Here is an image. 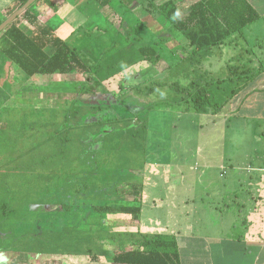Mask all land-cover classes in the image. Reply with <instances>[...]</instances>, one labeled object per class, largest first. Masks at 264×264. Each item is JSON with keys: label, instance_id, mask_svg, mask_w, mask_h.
I'll list each match as a JSON object with an SVG mask.
<instances>
[{"label": "rangeland", "instance_id": "rangeland-1", "mask_svg": "<svg viewBox=\"0 0 264 264\" xmlns=\"http://www.w3.org/2000/svg\"><path fill=\"white\" fill-rule=\"evenodd\" d=\"M116 17L118 15L103 22L99 20L96 22L97 25L93 24L81 30L87 34L91 33L88 38L96 32L104 34L112 26L110 20ZM60 23V17L51 22L52 26L56 27ZM262 26L264 22H259L257 26L246 30V42L241 38L237 39L236 54L245 53L249 49L252 57L258 59L263 57L264 37L260 42L255 41V37L261 34L259 28ZM117 48L120 50L119 44ZM219 49L217 46L213 47L208 57L205 53L194 55L192 59L176 65L164 77H157L161 71L160 66L154 69L150 63H144L146 76L143 79L138 78L137 81L143 92L133 91V86H129L128 93L122 95L126 102L121 104L127 108L118 109V113L115 112L113 115L124 116L126 119L120 124L114 122L106 126L97 124L103 126L100 133L106 134V139L96 144L92 141L96 140L95 136H89L87 141V144L91 145L89 148L99 151L94 163H76L71 155L70 160L62 159L54 166L49 165L47 161L46 168L40 169L41 174L31 173L30 170L24 172L27 164H31L33 160L58 152L60 149L58 147L53 149L47 144L35 153V159L25 156L22 162L20 160L17 163L21 164L18 169L19 178L12 175L15 174L13 173L15 170L11 168L0 169V206L6 200L19 202L27 198L32 201L31 198L28 199V187L32 186L36 191L39 189L37 187L41 186L40 201L25 209L30 212L37 210L45 212L46 215L43 217L46 225L75 227V230H83L85 233L101 232L105 235L111 233L114 239L102 237L97 240L110 247L108 255L97 260L92 259L93 254L78 257L65 254L31 255L34 251H29L34 247L30 245L25 249L29 253L25 251V254L21 252L23 254L20 255L9 254L8 260L11 264H112L111 257L119 250V244L122 246L130 241L119 240L117 237V234L123 236L126 231H135L134 234L138 238L143 235L174 233L181 236L179 248L181 264H206L210 260L216 262L217 255L213 254L215 247H211L214 251L209 254L206 250L209 246L207 241L200 238L212 233L214 235L216 232L231 236V233L235 234L237 231L233 216L237 208L233 203V197L230 199L224 197L223 187L240 181L264 180H262L264 175L257 171L264 166V132L259 126H247L231 118L216 115V112L217 114L221 112L224 101L244 83V78L237 69L234 71L216 69L215 65L220 64L216 60L221 57ZM78 53L83 57V53ZM115 59L119 60V55ZM215 60L218 62H214ZM88 62L96 64V61L90 58ZM260 62L264 64V60ZM209 64L214 65L212 71L209 70ZM149 67L151 70L147 69ZM202 72L207 79H202ZM82 79H85V76L70 75L67 78L38 76L28 80L21 70L0 57V85L7 82L11 86V99L0 97L1 167L7 161L13 160L16 155L26 154V150L30 149L35 141H44L50 133L54 117L59 116L58 113L66 112L62 107L68 108L74 99L86 104L93 99L91 96H77L67 90H60L62 86L58 84L59 81L74 83ZM170 79L179 86H185L188 81L192 82L193 88L202 80L204 84L210 83L212 106L208 107L205 113L199 114L192 110V106L189 110L183 105L184 111L178 112L174 118L159 115L160 121L156 120L158 116L156 107L159 103L163 101L169 106L177 99L172 104L179 108L182 104L178 103L188 98L184 92L169 93L157 85L161 80L168 82ZM58 89L60 91L57 92ZM76 106V108L73 106V111L78 109L79 105ZM135 106L141 108L136 109ZM134 109L140 113L135 114ZM98 113L78 118L77 122L61 116V120L55 124H58L57 128L61 130L66 125L90 122ZM149 116L150 119L147 118ZM92 125L95 124H90ZM113 128L116 129L115 133ZM121 129H125L126 133L117 136L116 131ZM101 144L107 148H102ZM256 157L257 159L253 161ZM83 171H95V174H90L93 176L80 184ZM134 184L140 185L138 199L129 191L130 185ZM102 185L110 187L105 192H98L96 198L98 200L76 199V192L79 189L92 191ZM114 185L115 193L112 192L113 188L111 189ZM1 187H8L10 192H5V188ZM29 193L34 192L29 189ZM92 195H96L95 191ZM99 197L106 199L100 200ZM135 203L141 207L138 224L130 216L99 213L95 210V207L99 208L101 205L117 208ZM226 203L230 206L226 207ZM237 227H241V223H237ZM228 256L226 261L235 264L236 255Z\"/></svg>", "mask_w": 264, "mask_h": 264}, {"label": "trees", "instance_id": "trees-1", "mask_svg": "<svg viewBox=\"0 0 264 264\" xmlns=\"http://www.w3.org/2000/svg\"><path fill=\"white\" fill-rule=\"evenodd\" d=\"M28 0H19L18 10ZM37 0L27 9L22 18L26 19L30 24L34 25L37 22V17L31 14L33 7L39 2ZM97 3L102 8L109 7L114 0H91ZM141 6L150 14L159 11L160 15L173 23L195 48L193 55L209 50L213 47L224 44L226 40L235 34L242 33L251 24L257 22L262 16L251 6L247 0H198L190 8V13L183 19L176 18L178 13L176 8H170V2H164L157 5L160 0H139ZM12 15V14H11ZM10 15V16H11ZM54 28L41 32L42 37H31L18 27L16 21L11 23L2 33H0V57L10 61L24 74L28 80L41 76H63L68 74H79L85 77L98 75L102 71V64L88 63L75 49L55 35ZM48 38V39H47ZM140 38L135 41L139 44V52L143 59L152 64L158 65L161 60L160 55L149 45H141ZM89 79L78 81L73 84L71 89L67 90L77 96H91L97 89L89 84ZM210 84L199 86L191 95L189 101L192 104V110L196 113H205L208 107L212 106ZM56 90L57 92L60 91ZM5 96L6 100L11 99V86L4 82L0 85V97ZM79 105L78 109L72 110L73 106ZM82 102L74 99L64 114L55 116L50 128V133L44 141H35V144L26 150L24 155H16L13 160H9L0 169L5 167L15 170L12 174L19 178L20 160H24L25 156L33 157L40 150V147L51 145L53 149L56 147L62 150L54 152L47 156H41L40 159H35L31 164H27L24 172L32 171L31 173L41 174L42 168H46V162L54 166L62 159L70 160L73 155L76 163H94L99 151L90 149L91 145L87 144L90 135L97 136L103 126L92 125L83 122L82 124L57 128L61 120V116L76 121L78 118L87 117L88 114L95 115L102 111V107H92L88 109ZM61 108V107H58ZM91 110V111H90ZM90 111V113H89ZM110 125V124H109ZM57 128V129H56ZM52 129V130H51ZM114 129V132L115 133ZM126 133L125 129L116 131L117 136ZM69 135H71L69 137ZM104 140L102 137H96L94 143ZM58 155V156H57ZM20 162V163H21ZM13 164H15L13 166ZM18 165V166H17ZM31 165V167H29ZM31 168V169H30ZM22 173V172H21ZM30 173V174H31ZM43 174V173H42ZM93 172L81 173L80 184L85 182V179L90 178ZM59 176V175H58ZM109 185L95 187L94 190H81L76 192V199L85 201L98 200L97 194L109 188ZM5 188V192H10V189ZM30 191L34 194L29 193ZM27 189L26 200L19 202L7 201L0 206V264L6 263V252L14 250L17 252H25L27 247H34L29 252L34 251L31 255H46L52 256L57 254H65L69 256H87L92 255L93 260L100 257H106L109 250V245L100 243L97 240L102 237H108L114 240L112 234L88 232L75 230V227L68 226H50L44 221L46 215L41 211H27L25 208L38 203L42 187H37L34 191L32 186ZM113 188V189H112ZM115 193V185L111 187ZM2 191V189H1ZM95 191L96 195H92ZM129 191L138 199L140 196V187L138 185H130ZM100 199V197H99ZM106 198L100 199L105 200ZM40 201V200H39ZM49 201V200H46ZM33 202V203H32ZM137 202V201H135ZM99 213L120 214L121 216H130L135 221H138L141 214V207L137 203L124 206L109 207L101 205L95 207ZM68 227V228H67ZM61 228V229H60ZM81 232V233H80ZM124 236V237H123ZM117 234L119 240L129 239L134 241L130 250L127 249V244H119V250L111 257L112 264H180L179 243L175 235H143L138 238L134 233ZM35 245V246H34ZM24 248V249H22ZM19 249V250H18ZM29 253L28 251H26Z\"/></svg>", "mask_w": 264, "mask_h": 264}, {"label": "crops", "instance_id": "crops-1", "mask_svg": "<svg viewBox=\"0 0 264 264\" xmlns=\"http://www.w3.org/2000/svg\"><path fill=\"white\" fill-rule=\"evenodd\" d=\"M197 1L160 0L156 4L161 5L164 2H170V8L174 7L178 11L176 18L183 19L190 13L191 6ZM247 1L262 18L248 26L242 33L233 35L224 44L217 46L220 48L218 53L221 57L220 59H216L220 62V64L217 63L215 65L216 69L224 68L231 71L237 69L242 74L244 83L238 91L232 92L230 97L224 101L223 108H219L221 112L219 114L216 112V115L231 118V120L246 124L247 126H259L261 131L264 132V64L260 62L264 60V54L263 59L252 57L248 51L249 49L245 53L236 54L238 47L237 39L241 38L246 42L245 31L252 26H257L259 22H264V0ZM19 3V0H0V25L18 10ZM120 13H123L122 16H119ZM31 14L37 17V22L34 25L22 18L23 15L15 20L18 27L26 32L27 35L35 38L42 37V31L54 28L56 29L55 35L70 44L76 52L83 53V57L87 62L89 58L95 60V63L101 62L102 71L100 74L85 77V79H89V84L95 87L97 91L91 95L93 99L88 104H84L92 107L103 108L104 106V110L99 112L95 118H92V121L88 122L90 124L94 123L97 125L101 123L104 126L113 122L120 124L126 118L120 115L114 117L113 115H115V112L118 113V109L124 110L127 108L121 105L123 102H126V98L123 99L122 95L128 93L127 88L133 86V91L143 92L137 81L138 78L143 79L146 76L144 73L146 70L144 63L148 62L143 59L139 52V44L135 43L137 39H141V45H149L160 55V62L158 65L153 66L154 69L158 66L161 68V71L157 72V77H164L176 65L186 62L194 56L192 52L195 48L175 28L173 23L165 20L158 10L152 14L148 13L141 6L139 0H114L106 8H102L91 0H40L33 7ZM114 15H118V17L110 20V25L112 26L104 34L96 32L88 38L87 36L91 33L87 34L81 30L93 24L97 25L96 22L99 20L101 22L106 21ZM56 17H60L61 19V23L57 27L51 24L52 20ZM106 27H108V24ZM259 31L261 34L255 37V41L257 42H260L264 37V26L259 28ZM118 44L120 50L117 48ZM211 49L199 54L205 53L207 54L206 57H208ZM118 55L119 60H116L115 58ZM236 55H238V58L235 57ZM216 60L214 62H218ZM209 65V70L212 71L214 65ZM150 66L152 67V64ZM149 68L147 69L151 70ZM70 75L79 76V74L72 73L63 75L62 77L67 78ZM201 76L203 80L207 79L205 73ZM187 77L189 78L188 75ZM85 79L79 81H84ZM203 80L194 86V88L191 86L192 82L188 81L185 86H179L175 85L172 79L168 82L167 80H161V82H157L159 83L157 85H160V88L166 89V92L168 91L169 93H172V91L176 93L184 92L190 99L197 87L210 84H204ZM76 82L78 81H74V83ZM74 83L59 81L58 84L62 86L60 89L68 90L73 87ZM188 98H185L184 102H177L178 104H182L179 108L175 104H172L177 99L173 100L169 106H166L163 101L159 103V105L163 103L164 105L156 107V113H158V118L155 116L156 120L160 121L159 115L163 117L169 115V118H174L178 112L184 111L182 109L183 105L185 106L184 108L190 110L192 104ZM131 106L133 107V105ZM135 108L140 109L141 107L135 106ZM136 109H134L136 112L133 110L134 113L139 114L140 111ZM147 118L150 119V116ZM105 135L103 134L102 138L106 139ZM105 145L101 144L100 146L107 148ZM253 159L255 161L257 157ZM257 171L264 175V166ZM263 179L264 177H262ZM223 189H225L224 197L227 199L233 197V203L237 208V211L233 214L237 231H235V234L231 233V236H226L224 233L221 235L219 232H216L214 235L212 233L200 238L207 241V246H209L206 250L208 253L211 254L214 251L211 247H215L213 254L217 255L216 262L210 260L206 264H230L229 261H226V258L228 259V255L230 254L236 255L235 264H264V180L240 181L239 183H231L223 187ZM225 205L226 207L230 206L228 203ZM138 222L139 220L137 224ZM237 223H241V227H237ZM125 233L131 234L135 233V231H126ZM166 235H175L180 248L181 236L174 233ZM133 244L134 241H129L127 249L130 250Z\"/></svg>", "mask_w": 264, "mask_h": 264}, {"label": "water", "instance_id": "water-1", "mask_svg": "<svg viewBox=\"0 0 264 264\" xmlns=\"http://www.w3.org/2000/svg\"><path fill=\"white\" fill-rule=\"evenodd\" d=\"M37 0H28L19 10L13 13L10 17H8L1 25H0V33H2L11 23H13L18 17L23 15L28 8L32 4H34ZM103 133H99L98 137H102Z\"/></svg>", "mask_w": 264, "mask_h": 264}, {"label": "flooded vegetation", "instance_id": "flooded-vegetation-1", "mask_svg": "<svg viewBox=\"0 0 264 264\" xmlns=\"http://www.w3.org/2000/svg\"><path fill=\"white\" fill-rule=\"evenodd\" d=\"M107 245H108V244H107ZM18 253H19V255H20V254H23L24 252L21 253V252H17V251H14V250H9V251H7V252H6V263L11 264V263L9 262V260H8V255H9V254H18ZM25 253H26V252H25ZM25 253H24V254H25ZM58 256H59V255H58ZM68 256H69V255H68ZM74 257H75V256H74ZM76 257H78V256H76Z\"/></svg>", "mask_w": 264, "mask_h": 264}]
</instances>
